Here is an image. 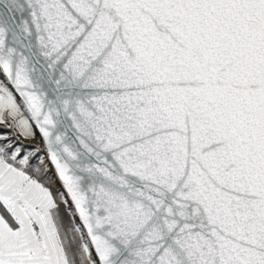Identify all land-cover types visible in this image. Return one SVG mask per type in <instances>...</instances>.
Masks as SVG:
<instances>
[{
  "label": "snow or ice",
  "instance_id": "obj_1",
  "mask_svg": "<svg viewBox=\"0 0 264 264\" xmlns=\"http://www.w3.org/2000/svg\"><path fill=\"white\" fill-rule=\"evenodd\" d=\"M0 264H264V0H0Z\"/></svg>",
  "mask_w": 264,
  "mask_h": 264
},
{
  "label": "trees",
  "instance_id": "obj_2",
  "mask_svg": "<svg viewBox=\"0 0 264 264\" xmlns=\"http://www.w3.org/2000/svg\"><path fill=\"white\" fill-rule=\"evenodd\" d=\"M53 179H54V177H53ZM54 187H59V186H58V184H57V183H55Z\"/></svg>",
  "mask_w": 264,
  "mask_h": 264
},
{
  "label": "water",
  "instance_id": "obj_3",
  "mask_svg": "<svg viewBox=\"0 0 264 264\" xmlns=\"http://www.w3.org/2000/svg\"><path fill=\"white\" fill-rule=\"evenodd\" d=\"M54 179H55V178H54ZM56 183H57V184H58V186H59V182L57 181Z\"/></svg>",
  "mask_w": 264,
  "mask_h": 264
}]
</instances>
